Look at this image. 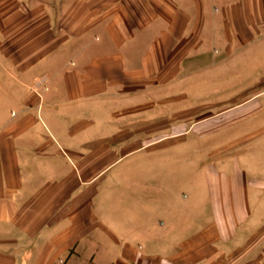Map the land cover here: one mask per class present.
Listing matches in <instances>:
<instances>
[{
  "label": "crops",
  "instance_id": "1",
  "mask_svg": "<svg viewBox=\"0 0 264 264\" xmlns=\"http://www.w3.org/2000/svg\"><path fill=\"white\" fill-rule=\"evenodd\" d=\"M39 1L0 0V57L33 82L0 124V264H261L238 242L264 191L232 159L200 157L197 180L131 185L119 202L91 178L101 130L197 101L199 55L264 37V0Z\"/></svg>",
  "mask_w": 264,
  "mask_h": 264
},
{
  "label": "rangeland",
  "instance_id": "2",
  "mask_svg": "<svg viewBox=\"0 0 264 264\" xmlns=\"http://www.w3.org/2000/svg\"><path fill=\"white\" fill-rule=\"evenodd\" d=\"M11 60L0 57V124L12 118L20 99L18 92L32 88L33 83L25 67L14 65ZM197 69V81L192 83L197 88V101L183 103L181 113L165 111L163 123L151 122L145 129L140 128L141 118H133L118 123L117 129L101 130L103 172L91 180L107 187L116 184L112 202L116 198L119 202L118 197L127 193L131 197L127 188L131 185L149 189L183 186L197 180L192 169L203 168L204 163L199 164L197 159H206L211 153L216 154L214 167H225L227 160L220 156L232 159L235 166H242L253 185L264 191V37L237 50L222 54L213 50L209 57L199 55ZM115 134L117 137H113ZM144 136L171 138L165 143L146 145L138 142ZM116 173L117 182L113 181ZM152 190L157 189H150L148 200H161ZM132 202L135 204V198ZM129 208L130 215L137 209H131V203ZM256 216L258 224L238 244H246L247 258L264 264V193Z\"/></svg>",
  "mask_w": 264,
  "mask_h": 264
},
{
  "label": "built area",
  "instance_id": "3",
  "mask_svg": "<svg viewBox=\"0 0 264 264\" xmlns=\"http://www.w3.org/2000/svg\"><path fill=\"white\" fill-rule=\"evenodd\" d=\"M38 83H40V82H38ZM42 89H46V87L44 86V85H41L40 86Z\"/></svg>",
  "mask_w": 264,
  "mask_h": 264
}]
</instances>
